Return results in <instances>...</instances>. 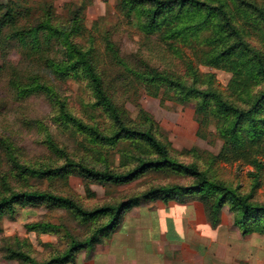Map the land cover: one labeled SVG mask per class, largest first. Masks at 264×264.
<instances>
[{"label": "rangeland", "instance_id": "374dc122", "mask_svg": "<svg viewBox=\"0 0 264 264\" xmlns=\"http://www.w3.org/2000/svg\"><path fill=\"white\" fill-rule=\"evenodd\" d=\"M8 1L0 0V6L6 5ZM35 1L41 0H22L27 5L34 6L33 18L38 17V12L35 11L39 5ZM80 1L82 0H43L53 6V22L59 28H66L72 20L77 22L75 19L81 18L71 41L85 50L93 48L96 67L104 75L107 89L115 94L116 103L125 112L126 121L137 127L153 130L180 162L198 165L215 180L250 198L251 202L264 205V140L257 146L249 145L248 148L247 145L243 147L228 144L219 132L218 119H212L208 126L201 127L194 103L170 99L164 90L154 93L137 81L133 85L126 81L121 83L123 68L128 69V64L139 69V62L145 60L159 72L182 77V62L158 41L157 36L141 30L138 16L129 18L125 14L122 9L123 0H87L91 2L82 10ZM201 1L213 7L223 4L245 41L264 56V0ZM3 13L0 11V16ZM218 22L216 20L215 23L219 27L224 26L223 22ZM107 36L115 43L125 66L117 67L112 64L104 39ZM214 37L217 36H212ZM61 50V58L69 55ZM182 50L186 55L189 54L187 48ZM22 57L24 58L23 52L14 41L4 40L0 36V195L25 191L50 192L71 198L84 208L93 210L125 203L161 185L189 184L187 179L171 174L147 175L126 186L110 187L84 181L77 174L49 179L29 173L27 168L41 170L64 167L68 164V159L90 168H110L123 172L133 166L134 162L130 165L128 161L143 153V149L138 145L122 143L105 146L93 144L77 132L76 128L66 125L60 110L61 103H65L67 110L86 125L98 124L105 129L111 126V121L104 112L92 109L95 99L87 81L73 78L61 81L53 77L49 82L56 95L52 97L41 93L23 97L19 90L16 92L10 82L19 72L22 74L21 71L31 70L29 62ZM190 58L193 59L191 56ZM195 67L201 74L204 88L217 90L230 101L241 104L232 90V72L208 67L197 61ZM53 142L63 155L53 149ZM158 204L161 202L142 205ZM128 213L123 215L122 221ZM223 217L231 220L239 230L230 205L222 208L221 220ZM106 223L105 218L85 222L65 209L48 204H15L0 217V264H31L30 261L19 258V253L37 262L48 261L58 252H64L73 238L85 241ZM242 236V260L247 262L253 259L255 264H264V236ZM101 238L95 243L94 250L91 243L88 249L76 254L74 263L68 264H77L82 256L87 259L109 237L105 235ZM250 247L257 249V254L253 253L252 257L247 252Z\"/></svg>", "mask_w": 264, "mask_h": 264}, {"label": "trees", "instance_id": "16d2710c", "mask_svg": "<svg viewBox=\"0 0 264 264\" xmlns=\"http://www.w3.org/2000/svg\"><path fill=\"white\" fill-rule=\"evenodd\" d=\"M39 8L38 17L33 18L34 6L22 0H9L0 6L4 13L0 16V36L4 40L14 41L23 52L24 60L29 62L31 70L21 71L10 82L23 97L37 93L55 96L49 80L53 77L66 81L70 78L87 81L95 99L92 109L104 112L111 121L109 129L98 124L91 126L75 118L61 103L60 110L66 125L77 129L93 144L138 145L143 149L137 157H132L131 168L123 172L110 168H90L68 159L67 165L60 168H48L27 171L38 177L49 179L65 178L77 174L84 181L104 186L119 187L129 185L147 175H174L185 178L189 184L154 187L119 205H107L88 210L71 198L43 191L11 192L0 195V217L11 210L15 204L27 203L58 207L67 210L76 218L91 222L107 219V223L95 231L85 241L73 238L64 252H58L48 261L37 262L22 253L21 259L31 264H68L76 261V254L98 243L102 236L110 237L119 227L123 215L134 207L145 203L161 202L169 204H189L199 202L203 205L209 222L217 226L221 220V210L230 205L234 212L235 225L244 236L254 234L264 236V205L255 204L225 183L219 182L199 168L196 164H185L173 157L167 144L163 143L151 129H144L126 121L125 112L116 103V98L106 87L104 75L97 67L92 52L71 41L75 27L81 18L72 20L68 27L54 25L53 6L43 0L35 1ZM87 2V3H85ZM91 1L82 0V8ZM122 8L129 18L139 17L141 30L157 36L167 50L182 62V77L159 72L141 60L140 68H123L121 83L133 85L140 82L159 93L164 90L170 99L183 103H194L196 114L200 117L201 127L208 126L212 119H218L220 134L228 144L234 146H257L264 140V56L252 48L230 20L225 6L213 7L201 0H123ZM218 20L224 23L219 27ZM81 25V24H80ZM212 27H214L212 29ZM219 27V28H218ZM217 29V30H216ZM212 36H217L212 38ZM107 36L106 46L109 58L115 66H125L115 43ZM187 48L189 54L182 50ZM60 49L69 55L60 57ZM93 50V51H92ZM190 56L193 58L191 59ZM194 56V57H193ZM202 65L227 69L232 72V90L241 104L230 101L217 90L204 88L201 74L195 62ZM127 70V71H126ZM23 80V84H22ZM54 90V89H53ZM214 117V118H213ZM2 141V139H0ZM60 155L62 152L52 144ZM102 239V238H101Z\"/></svg>", "mask_w": 264, "mask_h": 264}, {"label": "crops", "instance_id": "0c3cea01", "mask_svg": "<svg viewBox=\"0 0 264 264\" xmlns=\"http://www.w3.org/2000/svg\"><path fill=\"white\" fill-rule=\"evenodd\" d=\"M233 224L223 217L213 226L197 202L142 205L77 264H255L242 260L243 236ZM247 252L252 257L257 249Z\"/></svg>", "mask_w": 264, "mask_h": 264}]
</instances>
